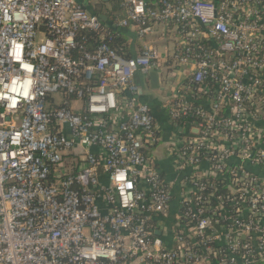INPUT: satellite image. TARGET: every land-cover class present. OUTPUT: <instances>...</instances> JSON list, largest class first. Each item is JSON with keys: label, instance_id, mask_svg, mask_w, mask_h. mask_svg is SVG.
I'll return each instance as SVG.
<instances>
[{"label": "built area", "instance_id": "2783aa9c", "mask_svg": "<svg viewBox=\"0 0 264 264\" xmlns=\"http://www.w3.org/2000/svg\"><path fill=\"white\" fill-rule=\"evenodd\" d=\"M155 5L121 0L114 28L172 23L162 67L150 47L119 55L83 0H0V264L264 262V0ZM159 70L176 184L144 152L159 136L134 79Z\"/></svg>", "mask_w": 264, "mask_h": 264}, {"label": "crops", "instance_id": "0c3cea01", "mask_svg": "<svg viewBox=\"0 0 264 264\" xmlns=\"http://www.w3.org/2000/svg\"><path fill=\"white\" fill-rule=\"evenodd\" d=\"M88 1H92V6H89L88 10L93 11V9H97L96 7H101L104 10V13H100V16H102L100 19L108 28L114 29V22L116 21L115 18H117V20H121L125 17L123 9H120L119 13L111 12L114 4L112 0H87V2ZM155 3L156 2H153L154 5ZM115 29L125 30L128 32L125 45L127 49H130V53L133 56H136L143 49V47H150L153 49L155 55L157 56L156 65H160V67H162L164 63L170 64L172 62V55L180 46V37L175 31L172 23L167 25H158L153 23L151 31L144 35V37H139L133 26L116 27ZM156 72L160 78L159 85L156 88L152 86L149 74L144 76L141 73H137L135 75L134 82L138 87H140L141 95L139 99L147 102L154 113L157 135L159 136V141L156 145L149 148L151 150L148 151V157L159 169L163 179L167 183L176 184L177 172L175 171L174 159L171 156V151L173 149V145L171 143L175 140L179 127L173 125L166 108L167 97L170 95L172 87L171 84L168 83L162 85L163 83L161 82L160 71ZM144 77H146V79ZM144 85H146L147 88L150 87L151 89L158 91V95L155 96L149 89L144 88ZM159 94H161V96ZM122 95L126 97V93H122ZM70 104L73 105L75 109L81 110L79 108H82V103L80 102H70ZM74 104H76V106ZM249 168L255 172L260 170V168L256 166H249ZM258 174H261V172ZM171 192L173 196L172 211L176 212L179 208L177 200L179 199V192L176 188H173ZM172 215L173 216L170 219L163 220L162 227L160 229L161 233L159 232L163 235L168 245H173L171 243L174 241L172 239L173 232H175L172 226L174 214Z\"/></svg>", "mask_w": 264, "mask_h": 264}, {"label": "trees", "instance_id": "16d2710c", "mask_svg": "<svg viewBox=\"0 0 264 264\" xmlns=\"http://www.w3.org/2000/svg\"><path fill=\"white\" fill-rule=\"evenodd\" d=\"M113 1V10L111 11L112 13H119V10L122 9L121 6V0H112ZM147 3L149 4L150 7L154 8L156 7V5L153 4V2H157V0H146ZM219 1V0H216ZM97 9H94L93 12H95L96 14L100 15V13H104L103 9L101 7H96ZM111 13V14H112ZM106 27V25H105ZM108 28V27H107ZM110 35L106 38V41L109 43V45L114 48L117 53L119 55H121L124 58H132L134 57L131 53H130V49L126 47L125 42L127 41V31L125 30H119V29H109L108 30ZM86 35L89 37V39L91 40L90 42H92L93 44H97L100 42V39L98 37V35L96 33L93 32H86ZM66 96H64L65 98ZM54 106H56L54 104ZM152 115L154 116V113L151 110ZM151 149H146L144 152L148 155V151H150ZM63 162L65 164H69L70 162L77 166L80 162L78 160L77 157H74L72 155H66L63 158ZM72 165V166H73ZM76 168V167H75ZM75 172V171H74ZM209 180L213 179L211 177H208ZM215 184H216V193L223 196V197H228L229 193H228V189H227V185L218 180L215 179ZM229 214V213H228ZM154 235H157L156 233H154ZM253 264H264L262 261L260 260H256L255 263Z\"/></svg>", "mask_w": 264, "mask_h": 264}, {"label": "water", "instance_id": "95a60500", "mask_svg": "<svg viewBox=\"0 0 264 264\" xmlns=\"http://www.w3.org/2000/svg\"><path fill=\"white\" fill-rule=\"evenodd\" d=\"M86 4H87V0H84L83 1V8L85 10L88 9V7H86ZM100 16V15H99ZM102 17V16H100ZM149 77H150V80H151V84L154 88H156L158 85H159V77H158V73L156 71H152L149 73Z\"/></svg>", "mask_w": 264, "mask_h": 264}, {"label": "rangeland", "instance_id": "374dc122", "mask_svg": "<svg viewBox=\"0 0 264 264\" xmlns=\"http://www.w3.org/2000/svg\"><path fill=\"white\" fill-rule=\"evenodd\" d=\"M93 1H97V0H93ZM159 71L161 73V82L164 83L166 81V78L164 77L165 75H164L162 70H159ZM144 78L146 79V77H144ZM144 88L149 89L152 93H154L155 96L158 95V91H155L154 89H151L150 87L147 88L146 85H144ZM159 95L161 96V94H159ZM74 105L76 106V104H74Z\"/></svg>", "mask_w": 264, "mask_h": 264}, {"label": "snow or ice", "instance_id": "6c2138e0", "mask_svg": "<svg viewBox=\"0 0 264 264\" xmlns=\"http://www.w3.org/2000/svg\"><path fill=\"white\" fill-rule=\"evenodd\" d=\"M122 178V177H121Z\"/></svg>", "mask_w": 264, "mask_h": 264}]
</instances>
